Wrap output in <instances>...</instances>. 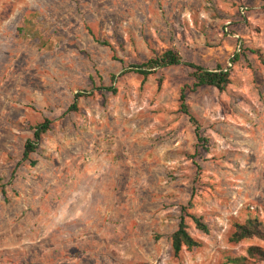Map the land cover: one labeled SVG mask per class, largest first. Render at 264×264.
<instances>
[{
    "label": "rangeland",
    "instance_id": "obj_1",
    "mask_svg": "<svg viewBox=\"0 0 264 264\" xmlns=\"http://www.w3.org/2000/svg\"><path fill=\"white\" fill-rule=\"evenodd\" d=\"M166 50L229 69L230 84L194 87L183 64L127 70ZM45 119L31 165L23 144ZM182 215L200 246L175 255ZM253 216L264 219V0H0V264H230L264 249L229 241Z\"/></svg>",
    "mask_w": 264,
    "mask_h": 264
},
{
    "label": "trees",
    "instance_id": "obj_2",
    "mask_svg": "<svg viewBox=\"0 0 264 264\" xmlns=\"http://www.w3.org/2000/svg\"><path fill=\"white\" fill-rule=\"evenodd\" d=\"M257 54L259 59H263V56L257 51H251ZM185 65L191 69V77L194 80V87L208 86L216 88L219 91H223L228 84H230V71L229 69L218 68L216 70H208L199 65L191 62H184L181 56L173 51L166 50L161 54L148 59L144 63L129 65L128 71L134 72L135 74L141 75L144 78L154 72L157 69L167 68L177 65ZM83 96V93L77 92L73 97V103L69 106V109H75L77 99ZM180 110L185 114L191 123L196 125V120L191 114L188 105L185 100L184 90L180 92ZM50 121L45 119L42 122L36 124L33 127L32 138L27 139L23 144V151L21 159L23 161L28 160L31 165L35 164V161L30 160V154L34 153L38 148V144L41 136L46 133L50 128ZM194 133L197 141H202L203 138L199 134L198 125L195 126ZM187 215V214H186ZM195 227L201 232H207L208 227L200 217L189 214ZM234 230L229 236L230 242H239L243 239L256 237L264 241V219L260 220L256 216L248 217L243 223H234ZM171 249L175 255H177L183 248L190 251L196 247H199V242L194 239L187 230L184 216L179 217L177 228L171 234ZM227 263L230 264H257L258 262L264 263V249L255 245H251L246 249V256L238 257H226Z\"/></svg>",
    "mask_w": 264,
    "mask_h": 264
}]
</instances>
